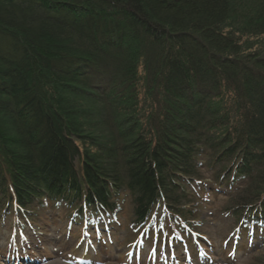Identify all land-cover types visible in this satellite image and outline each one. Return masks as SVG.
I'll use <instances>...</instances> for the list:
<instances>
[{
    "label": "trees",
    "instance_id": "16d2710c",
    "mask_svg": "<svg viewBox=\"0 0 264 264\" xmlns=\"http://www.w3.org/2000/svg\"><path fill=\"white\" fill-rule=\"evenodd\" d=\"M204 193L264 233V0H0V221L194 229Z\"/></svg>",
    "mask_w": 264,
    "mask_h": 264
},
{
    "label": "rangeland",
    "instance_id": "374dc122",
    "mask_svg": "<svg viewBox=\"0 0 264 264\" xmlns=\"http://www.w3.org/2000/svg\"><path fill=\"white\" fill-rule=\"evenodd\" d=\"M235 195L202 194L191 224L200 234L197 239L205 241V250L188 237L183 238L184 247L178 244L174 233L183 224L174 228L168 218L159 224L160 213L150 237L143 239L142 231L131 227L129 210L116 225L111 218L92 222L87 213L78 220L67 207L41 211L20 224L13 212L0 223V264H8L7 256H12L11 264H264V243L248 238L238 246L239 224L230 213Z\"/></svg>",
    "mask_w": 264,
    "mask_h": 264
}]
</instances>
